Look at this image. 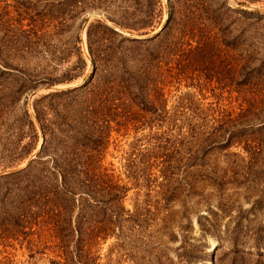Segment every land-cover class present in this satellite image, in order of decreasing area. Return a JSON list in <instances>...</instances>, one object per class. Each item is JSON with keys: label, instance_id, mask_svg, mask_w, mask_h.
Masks as SVG:
<instances>
[{"label": "rangeland", "instance_id": "374dc122", "mask_svg": "<svg viewBox=\"0 0 264 264\" xmlns=\"http://www.w3.org/2000/svg\"><path fill=\"white\" fill-rule=\"evenodd\" d=\"M134 39H148L157 55L149 104L113 108L101 164L129 188V214L145 222L100 240L96 264H264V114L252 117L264 104V0H0V172L43 161L35 103L42 121L43 111L52 122L70 118L86 89L43 96L98 84L101 59L104 68L119 58L130 68L143 45ZM26 108L39 141L16 167L6 140L20 137ZM222 119L230 126L214 136ZM247 120L253 132H238ZM245 138L262 144L255 164ZM18 202H0V223L13 229L0 230V264L62 261L43 213L16 230Z\"/></svg>", "mask_w": 264, "mask_h": 264}, {"label": "trees", "instance_id": "16d2710c", "mask_svg": "<svg viewBox=\"0 0 264 264\" xmlns=\"http://www.w3.org/2000/svg\"><path fill=\"white\" fill-rule=\"evenodd\" d=\"M165 29L166 27L163 30ZM147 40H132L133 43L143 45L134 46L128 59L130 68L125 61L121 63L123 58L112 63L106 59L105 63L110 65L109 68H104V59H101L94 66L93 78L99 74L98 84L89 87L93 82L91 81L72 90L43 96V100H47L86 89L81 97H76L79 100L71 109L70 118L59 115L61 119L57 120L58 113L55 114L56 120L52 122L46 117V111H43L42 121L35 103V113L43 128V161H33L27 167L0 176V202H9L14 195L19 199L16 207L19 210L14 216L17 217L14 222L16 230L22 225L27 228L26 224L31 223L27 222L29 217L37 221L36 216L40 217L43 213V226L48 228L50 238L62 259L53 264H96L97 257L93 249L100 240H105L114 230H124L126 224L130 227L129 230H136L145 222L140 220V215H131L126 210L124 200L129 188L121 184L122 180L115 176L112 169L101 163L115 128L112 126L113 117L119 115V110L115 114L116 109L113 108L120 109L128 101L149 104L150 97L146 91L151 82V74L153 82L157 55L154 50L144 46ZM82 61L85 63L83 58ZM19 87L16 94L20 93L22 84ZM263 114L264 104L257 108L252 117L259 120ZM23 120L19 129L20 137L6 140L11 147L10 163L16 167L29 158L39 141L36 126L27 108L24 110ZM121 125L117 123L118 127ZM228 125L230 126L229 122L222 119L220 126L214 129V136L222 131L226 132L224 127L227 129ZM236 126L238 132H253L255 129L252 120ZM28 128L32 134L23 145L22 140L27 139ZM263 128L264 125L257 128V131H262ZM56 131L60 134H55ZM237 137L240 136L230 135L224 147L234 143ZM257 139L241 141L254 164L262 155V144ZM254 174L258 176L259 170H254ZM20 210L22 214H19ZM0 230L13 229L5 228L0 223Z\"/></svg>", "mask_w": 264, "mask_h": 264}, {"label": "water", "instance_id": "95a60500", "mask_svg": "<svg viewBox=\"0 0 264 264\" xmlns=\"http://www.w3.org/2000/svg\"><path fill=\"white\" fill-rule=\"evenodd\" d=\"M162 30V28L160 29V31ZM37 95V93L35 92V93H33V95H32V99L35 97ZM42 145V144H41ZM41 145L39 146V149H41ZM36 156L34 155L32 158H31V160L32 159H34ZM4 173H1L0 172V175H3Z\"/></svg>", "mask_w": 264, "mask_h": 264}, {"label": "bare ground", "instance_id": "6f19581e", "mask_svg": "<svg viewBox=\"0 0 264 264\" xmlns=\"http://www.w3.org/2000/svg\"><path fill=\"white\" fill-rule=\"evenodd\" d=\"M165 19H167V17Z\"/></svg>", "mask_w": 264, "mask_h": 264}]
</instances>
